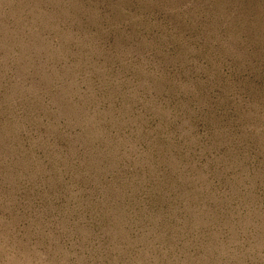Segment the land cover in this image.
<instances>
[{
    "label": "rangeland",
    "instance_id": "374dc122",
    "mask_svg": "<svg viewBox=\"0 0 264 264\" xmlns=\"http://www.w3.org/2000/svg\"><path fill=\"white\" fill-rule=\"evenodd\" d=\"M0 264H264V0H0Z\"/></svg>",
    "mask_w": 264,
    "mask_h": 264
}]
</instances>
